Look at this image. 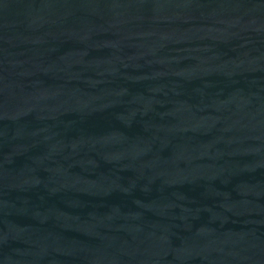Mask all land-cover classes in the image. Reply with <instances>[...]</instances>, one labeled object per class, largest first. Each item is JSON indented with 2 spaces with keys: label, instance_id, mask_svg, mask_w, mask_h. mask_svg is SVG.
I'll return each mask as SVG.
<instances>
[{
  "label": "water",
  "instance_id": "95a60500",
  "mask_svg": "<svg viewBox=\"0 0 264 264\" xmlns=\"http://www.w3.org/2000/svg\"><path fill=\"white\" fill-rule=\"evenodd\" d=\"M0 264H264V0H0Z\"/></svg>",
  "mask_w": 264,
  "mask_h": 264
}]
</instances>
